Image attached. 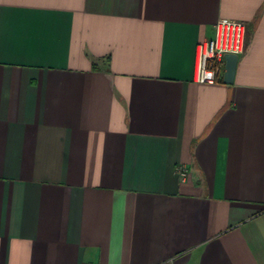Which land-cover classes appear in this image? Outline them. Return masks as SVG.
Listing matches in <instances>:
<instances>
[{
  "label": "crops",
  "instance_id": "0c3cea01",
  "mask_svg": "<svg viewBox=\"0 0 264 264\" xmlns=\"http://www.w3.org/2000/svg\"><path fill=\"white\" fill-rule=\"evenodd\" d=\"M0 264H264V0H0Z\"/></svg>",
  "mask_w": 264,
  "mask_h": 264
},
{
  "label": "built area",
  "instance_id": "2783aa9c",
  "mask_svg": "<svg viewBox=\"0 0 264 264\" xmlns=\"http://www.w3.org/2000/svg\"><path fill=\"white\" fill-rule=\"evenodd\" d=\"M214 35L199 41L195 49L193 79L200 83H216L220 80L224 55H236L244 51L246 25L241 20L219 18L213 24ZM183 177L187 173L184 165L176 166Z\"/></svg>",
  "mask_w": 264,
  "mask_h": 264
},
{
  "label": "water",
  "instance_id": "95a60500",
  "mask_svg": "<svg viewBox=\"0 0 264 264\" xmlns=\"http://www.w3.org/2000/svg\"><path fill=\"white\" fill-rule=\"evenodd\" d=\"M237 55L234 53H226L224 55V71H223V81L225 83H230L233 79L235 67H236Z\"/></svg>",
  "mask_w": 264,
  "mask_h": 264
}]
</instances>
